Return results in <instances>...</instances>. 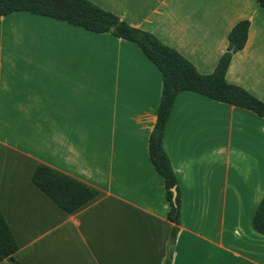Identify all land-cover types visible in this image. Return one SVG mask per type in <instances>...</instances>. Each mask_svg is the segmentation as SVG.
<instances>
[{
    "label": "crops",
    "instance_id": "obj_1",
    "mask_svg": "<svg viewBox=\"0 0 264 264\" xmlns=\"http://www.w3.org/2000/svg\"><path fill=\"white\" fill-rule=\"evenodd\" d=\"M211 74L248 21L225 80L264 102V9L255 0H88ZM162 91L132 42L16 12L0 17V212L20 264H264V119L192 92L163 146L178 182L172 224L148 153ZM44 165L98 195L67 214L31 181ZM0 264H10L8 261Z\"/></svg>",
    "mask_w": 264,
    "mask_h": 264
},
{
    "label": "trees",
    "instance_id": "obj_2",
    "mask_svg": "<svg viewBox=\"0 0 264 264\" xmlns=\"http://www.w3.org/2000/svg\"><path fill=\"white\" fill-rule=\"evenodd\" d=\"M264 9V0H255ZM16 12L63 21L89 32L108 33L132 42L158 69L162 76V91L155 125L148 139V153L155 171L162 177L165 197L169 203L167 220L172 224L170 245H173L180 225V193L176 176L163 146L165 128L175 99L182 92H192L212 101L251 111L264 119V102L239 86L228 84L225 75L234 53L245 46L248 21L237 23L228 33V46L214 71L199 74L194 66L174 49L162 44L152 34L136 29L88 0H0V17ZM32 184L58 208L71 214L93 200L98 191L44 165L35 167ZM176 191L175 204L172 190ZM252 225L264 235V198L258 204ZM19 247L0 212V262L20 264L14 257ZM164 264H171V254Z\"/></svg>",
    "mask_w": 264,
    "mask_h": 264
},
{
    "label": "water",
    "instance_id": "obj_3",
    "mask_svg": "<svg viewBox=\"0 0 264 264\" xmlns=\"http://www.w3.org/2000/svg\"><path fill=\"white\" fill-rule=\"evenodd\" d=\"M172 193H173V197H172V200H173V203L175 204V200H176V191L173 189L172 190Z\"/></svg>",
    "mask_w": 264,
    "mask_h": 264
}]
</instances>
